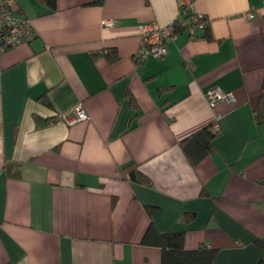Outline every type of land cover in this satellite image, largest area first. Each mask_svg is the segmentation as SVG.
I'll use <instances>...</instances> for the list:
<instances>
[{
    "label": "crops",
    "instance_id": "crops-1",
    "mask_svg": "<svg viewBox=\"0 0 264 264\" xmlns=\"http://www.w3.org/2000/svg\"><path fill=\"white\" fill-rule=\"evenodd\" d=\"M6 1L36 36L0 52V264H161L150 226L215 250L214 264H257L264 0H194L206 29H177L140 63V26L172 23L178 0ZM210 89L234 102L210 106ZM79 106L88 120L70 124ZM214 122V151L192 166L178 143ZM132 163L149 186L123 175Z\"/></svg>",
    "mask_w": 264,
    "mask_h": 264
},
{
    "label": "built area",
    "instance_id": "built-area-1",
    "mask_svg": "<svg viewBox=\"0 0 264 264\" xmlns=\"http://www.w3.org/2000/svg\"><path fill=\"white\" fill-rule=\"evenodd\" d=\"M194 0H178L176 18L172 23L161 26L155 22H149L140 26V48L134 55L137 63L147 58L160 59L167 54L166 44L175 35L176 30H186L190 36L195 33V28L204 29L206 20L203 17L192 14ZM254 16L249 13L246 19L252 20ZM102 25L111 27L112 22L103 21ZM36 36V32L28 19L14 16L6 0H0V52L7 49L30 44ZM206 101L210 106L220 102H234L231 94H225L218 89H210L206 94ZM88 116L81 106L72 112L69 123L87 121ZM213 133L219 132V125L214 122L211 126Z\"/></svg>",
    "mask_w": 264,
    "mask_h": 264
},
{
    "label": "trees",
    "instance_id": "trees-1",
    "mask_svg": "<svg viewBox=\"0 0 264 264\" xmlns=\"http://www.w3.org/2000/svg\"><path fill=\"white\" fill-rule=\"evenodd\" d=\"M36 1L47 9L46 13L53 12L56 9V0ZM103 2L104 0H94L92 4L101 5ZM204 29H206V26ZM105 56L109 62H114L118 58L114 51L106 53ZM254 118L257 125H264V78ZM35 122L38 127H44L47 123L39 118H35ZM216 136L217 133H213L211 131V125H209L184 138L178 143V145L188 162L194 166L213 153V140ZM120 170L129 181L146 186L150 185L149 179L138 170L135 164H128ZM147 213L151 217L154 214V209L147 208ZM142 243H153L161 249V264H214L216 256V251L207 248L205 245H202L195 250H186L184 247L183 232L157 234L151 226L145 233ZM255 245L264 253L263 240H255ZM257 264H264V257L260 259Z\"/></svg>",
    "mask_w": 264,
    "mask_h": 264
}]
</instances>
